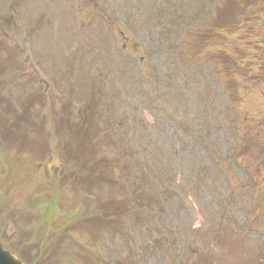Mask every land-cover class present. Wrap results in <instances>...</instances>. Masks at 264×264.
<instances>
[{
    "label": "rangeland",
    "instance_id": "obj_1",
    "mask_svg": "<svg viewBox=\"0 0 264 264\" xmlns=\"http://www.w3.org/2000/svg\"><path fill=\"white\" fill-rule=\"evenodd\" d=\"M55 225L46 264H264V0H0V237Z\"/></svg>",
    "mask_w": 264,
    "mask_h": 264
},
{
    "label": "trees",
    "instance_id": "obj_2",
    "mask_svg": "<svg viewBox=\"0 0 264 264\" xmlns=\"http://www.w3.org/2000/svg\"><path fill=\"white\" fill-rule=\"evenodd\" d=\"M125 181V178L124 180ZM134 181V180H133ZM116 183L119 185L118 189L119 191L123 190V196L122 200L123 202L126 204L125 202V197H126V191L125 188L122 186L121 183L118 182V180L116 181ZM118 191V194H120V192ZM141 198L137 197L136 201L140 202ZM113 213L117 214V212L115 210H112ZM18 217V219H16ZM28 217V215L24 212H19L18 214L14 213L13 215V220H11L12 222H17V220L20 219V221H24L25 219ZM28 224H33V221H28L26 222ZM23 228V229H22ZM30 227L29 225L23 223V226H18V231L19 233L23 234L26 230H28ZM39 230H41V233H39L37 235V237L34 239L35 242L33 243L32 247L28 250V252L26 253L24 251L23 248V243H16L15 239L13 238H8L7 240H5V242H10L9 243V247L15 251L20 258H22L25 262L28 261V263H33V264H46L47 262V256H56V254H54L55 249L54 247H50L49 251L48 248L46 249V245H53L55 244L58 239L63 235V233L61 232V230L58 228V225H55L52 230H49V232H47L46 229L43 228H39ZM36 233V232H35ZM6 237V234H4V237ZM15 237V235H14ZM46 253V254H45Z\"/></svg>",
    "mask_w": 264,
    "mask_h": 264
},
{
    "label": "water",
    "instance_id": "obj_3",
    "mask_svg": "<svg viewBox=\"0 0 264 264\" xmlns=\"http://www.w3.org/2000/svg\"><path fill=\"white\" fill-rule=\"evenodd\" d=\"M0 264H23L0 243Z\"/></svg>",
    "mask_w": 264,
    "mask_h": 264
}]
</instances>
